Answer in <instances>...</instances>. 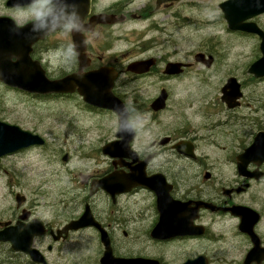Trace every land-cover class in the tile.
I'll return each instance as SVG.
<instances>
[{
  "label": "flooded vegetation",
  "instance_id": "flooded-vegetation-1",
  "mask_svg": "<svg viewBox=\"0 0 264 264\" xmlns=\"http://www.w3.org/2000/svg\"><path fill=\"white\" fill-rule=\"evenodd\" d=\"M137 1L89 0L87 11L81 19L86 21L83 30L74 31L66 38L59 36L57 30L32 44L29 57L31 60L41 61L51 78L103 69L106 73L115 75L111 91L125 103L126 93L123 91L129 86L130 80L157 78L162 84L158 93L146 101V105L150 108L151 102L163 89L167 92L168 103L172 94L168 82L185 76L196 68L200 69L199 72H206L218 61L212 45L204 37L197 43L195 49L188 50L184 57H177L173 52L177 51L179 46L172 42L173 35L178 30L185 32L194 29L199 33L206 28L214 27L208 25L209 19L200 17L209 9H212L217 23L226 26L221 5L229 0H143L139 3ZM26 6L22 0H0V25L3 24L10 29L20 28L22 31L28 25L23 24V11ZM13 16L23 26L17 27L13 23ZM263 18L264 13L248 19L247 22H255L264 32ZM142 26L141 31L144 35L156 32L161 41L140 43L139 53L135 56L114 50V37L120 39L130 32L138 31ZM230 32L239 37L252 38L260 50L262 38L259 34L244 30ZM74 34L77 35L78 43L75 42ZM89 37L91 39L86 42ZM53 39L57 42L58 62L54 61L55 56H52L50 51L49 42ZM68 43L73 45L74 56H69L66 52ZM199 54L202 57L197 60L196 56ZM20 57L28 61V53L20 52L19 56L12 57L11 63L18 62ZM151 57L155 63L147 71L136 73L128 70L129 62ZM210 58L212 60L207 64ZM169 62L180 63L181 71L165 72ZM249 75L257 82L264 81V78ZM241 88L243 90L242 83ZM67 96L70 95L65 94L62 97ZM244 96L245 93L239 107L243 104ZM93 109L89 111H105ZM164 111L143 110V113L154 121ZM106 112L115 115L112 111ZM130 113L132 114V110ZM217 117L218 122L213 121L214 130L220 125L227 126L229 128L227 135L231 136L227 142H232L237 147L226 157L225 163L229 164L227 173H224L221 167L217 172L216 167L208 164L198 154L189 156L179 153L175 148V143L179 140H191L195 151L197 150L196 135L185 133L179 136L174 128H170L167 132L152 138L147 145L136 149L133 147L137 151V156H104V160L98 166L101 169L87 170L82 183L73 177L70 178L66 189L46 193V198L54 197L57 201L61 197L59 202L47 200V203L41 204L40 197L33 196L34 193H45V185L53 183L52 178L47 177L40 186L32 189V193L16 192V204L10 207L7 216H0V231L20 222L22 231L27 229L33 234L32 246L41 253L43 261H35L27 252L13 250L10 240H0V264H79L80 255L71 253V256L67 257L65 250L68 246L74 245L86 230H91L96 241L101 244L102 249L97 262L101 264L100 257L103 255L104 247L101 243L100 229L96 226L83 229L69 227L81 217L87 204L95 221L107 232L113 255L117 257H140L151 259L156 264H246L247 254L253 248L254 241L247 231L241 229L242 216L234 214L229 208L233 205L247 206L259 213L253 231L259 238L260 246L264 248L263 227L260 225L263 211L250 205L246 198L249 193H263L264 187L258 186L264 184V160L258 163L249 162L244 169L245 173H240L238 168L239 154L253 142L258 133L264 132V110H255L249 117L239 114L238 110H220ZM244 119L246 120L239 122ZM9 123L29 130L21 119ZM151 124L152 122L146 125ZM40 135L45 139L43 145L22 149L2 159L22 156L46 147L47 140ZM105 138L104 144L113 141L115 135L110 134ZM134 142L135 140L132 146ZM61 146L62 143L49 147L51 155L47 156L50 162L48 165L55 162L58 166L53 174L60 173L59 164H63L64 170L70 162L69 153L64 152ZM66 154L68 162L64 160ZM140 164L145 165L148 177L160 174L156 185L157 191L137 185L127 192L113 193L97 187L90 195L93 181L113 173L128 174ZM140 195L147 196L149 202L137 200ZM199 201L203 203L200 204ZM22 215L25 217L21 219ZM156 227L158 235L155 237L152 233ZM4 245L9 247L2 250ZM146 245L152 247L153 251H146ZM229 252L236 254L227 257ZM248 264H264V258Z\"/></svg>",
  "mask_w": 264,
  "mask_h": 264
},
{
  "label": "rangeland",
  "instance_id": "rangeland-1",
  "mask_svg": "<svg viewBox=\"0 0 264 264\" xmlns=\"http://www.w3.org/2000/svg\"><path fill=\"white\" fill-rule=\"evenodd\" d=\"M142 1L138 0L137 3ZM211 11L212 9H209L200 17L209 19L208 25H214V27L206 28L199 33H196L194 29L185 32L178 30L173 35L172 42L179 46V49L173 53H176L177 57H184L188 50L196 48L201 38H206L218 56V61L212 69L199 72L200 69L196 68L185 76L168 82L167 85L172 94L167 108L154 121H151L150 116L147 117L143 110H150L146 101L151 100L159 91L162 83L157 78L130 80L129 86L123 93H126L124 96L132 110V116H138L137 138L133 144L135 149L147 145L158 134L174 128L179 136L185 133L195 134L196 153L208 164L216 167L217 172L221 167V170L227 173L229 164L225 163L226 157L237 147L234 143L227 142V139L231 138L227 135L229 130L227 126L220 125L215 130L213 128V121L218 122L217 116L220 110H229L221 102V87L229 76L238 78L242 83L245 96L242 106L234 110L249 117L255 110H264V81L253 80L247 72L249 65L261 56L256 41L230 32L227 24L225 26L217 23ZM143 26L138 31L130 32L120 39L114 37V50L135 56L139 53L140 43L161 41L156 32L147 33L149 36L144 35L141 31ZM55 40L49 42V45L51 55L55 56L54 61L58 62ZM89 110L94 109L89 108L80 96L28 94L0 82V119L8 122L21 119L27 129L42 134L48 143L46 147L22 156L0 159V216H7L10 207L16 204V192L32 193V189L40 186L47 177L52 178L53 183L45 185L46 192L33 194L35 197H40L41 204L48 201L59 202L61 197L57 201L54 197L46 198V193L55 192L61 188L66 189L70 178L76 177L77 181L82 183L87 170L101 169L98 166L104 160V154L98 148L102 147L106 136L115 135L117 118L110 112H90ZM209 116H211L210 119H208ZM245 120H239V122ZM150 122H152L151 125H146ZM234 128L237 127L234 126ZM60 143H62L63 151L69 153L70 162L64 170L63 164H59L60 173L53 174L58 166L55 162L48 165L50 162L47 156L51 155L49 147ZM263 187L264 184L258 186V188ZM262 192L249 193L246 198L250 205L263 211L260 225L263 227L264 234V189ZM137 200L149 202L147 196L140 195ZM93 235L91 230L82 232V236L74 245L67 247L65 256L68 257L74 253L80 255L79 264H97L102 247ZM8 247L4 245L2 250ZM146 251H153V248L147 246ZM235 254V252H229L226 256L233 257Z\"/></svg>",
  "mask_w": 264,
  "mask_h": 264
},
{
  "label": "water",
  "instance_id": "water-1",
  "mask_svg": "<svg viewBox=\"0 0 264 264\" xmlns=\"http://www.w3.org/2000/svg\"><path fill=\"white\" fill-rule=\"evenodd\" d=\"M69 3L76 5V11L80 18L83 19L84 13L87 11L89 0H68ZM221 8L227 19L230 29H241L248 32L258 33L262 37L261 51L262 56L253 62L249 67V73L256 77H264V32L254 22H244L245 20L254 17L264 12V0H229L221 5ZM99 19V18H98ZM48 32H33L31 24L20 31L19 29H10L5 25H0V80L5 84L18 87L22 90L37 94L48 93H71L77 91L83 96L85 102L113 110L117 116L123 115L125 104L121 99L113 95L111 87L113 85V74H108L104 70H96L87 73H73L60 79H50L41 63L38 60H31L29 52L31 45L44 38ZM76 38V35H75ZM20 52L28 53V61L20 57L16 63H11L14 56H19ZM202 55H197L196 59H201ZM212 58L207 62L210 64ZM154 64V59L138 60L131 62L128 70L134 72H144ZM180 63H168L166 67L167 73H179ZM222 101L229 108H234L240 104L239 98L242 96L240 83L236 77L227 79L226 84L222 88ZM167 93L165 90L152 102L153 110H160L165 107ZM135 134L116 132L119 138L103 146L102 150L105 154L111 156H137V152L131 148V142L135 138ZM45 142L43 137L32 133L28 130H23L19 126L12 125L0 120V156L17 151L19 149L31 146L41 145ZM175 148L186 155L194 156L193 144L191 141H179L175 144ZM65 156V160H66ZM264 160V132H260L255 137L251 145H249L238 156V168L240 173H245V168L249 162H261ZM160 175L148 177L145 173V165L135 166L128 174L113 173L105 176L102 179L93 182L94 187L100 186L105 191L120 193L130 190L133 186L141 185L157 191V180ZM258 177V176H257ZM159 191V190H158ZM92 193V192H91ZM20 202V197H17ZM198 203H203L199 201ZM234 214L242 216L241 229L247 231L254 241V247L249 251L246 258V264L254 260L264 258V248L260 246L259 238L253 231L255 222L259 219V213L247 206L233 205L229 208ZM25 217V216H21ZM91 225L100 227L95 222L89 206H86L82 216L73 222L70 227L83 228ZM22 225L18 223L15 226L9 227L0 231V240H10L12 248L22 250L31 255L35 261H43L41 253L31 247V239L33 234L27 229L21 230ZM158 227L153 230L155 237L158 235ZM102 241L106 246V251L101 258L102 264H156L151 259L142 258H119L114 257L110 247V240L103 229ZM188 264V263H187Z\"/></svg>",
  "mask_w": 264,
  "mask_h": 264
},
{
  "label": "clouds",
  "instance_id": "clouds-1",
  "mask_svg": "<svg viewBox=\"0 0 264 264\" xmlns=\"http://www.w3.org/2000/svg\"><path fill=\"white\" fill-rule=\"evenodd\" d=\"M26 3L23 11V24H31L33 32H57L63 38L74 31L83 30V24L79 13L76 11V5L69 3L68 0H22ZM13 23L17 27L23 26L13 16ZM95 35V33H93ZM91 39L89 37L88 41ZM66 52L69 56H74V49L71 43H68ZM123 115L118 114L116 130L123 133L135 134L136 122L138 116H132L126 105Z\"/></svg>",
  "mask_w": 264,
  "mask_h": 264
}]
</instances>
